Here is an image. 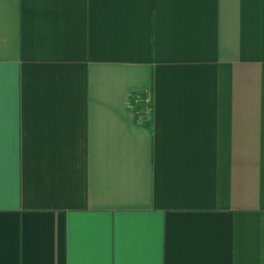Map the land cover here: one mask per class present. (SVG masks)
I'll return each instance as SVG.
<instances>
[{"label": "crops", "instance_id": "crops-1", "mask_svg": "<svg viewBox=\"0 0 264 264\" xmlns=\"http://www.w3.org/2000/svg\"><path fill=\"white\" fill-rule=\"evenodd\" d=\"M0 264H264V0H0Z\"/></svg>", "mask_w": 264, "mask_h": 264}]
</instances>
